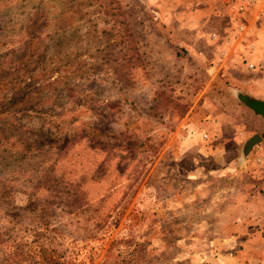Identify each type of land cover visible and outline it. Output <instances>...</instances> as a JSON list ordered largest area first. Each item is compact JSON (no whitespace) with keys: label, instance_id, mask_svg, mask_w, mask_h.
Instances as JSON below:
<instances>
[{"label":"rangeland","instance_id":"obj_1","mask_svg":"<svg viewBox=\"0 0 264 264\" xmlns=\"http://www.w3.org/2000/svg\"><path fill=\"white\" fill-rule=\"evenodd\" d=\"M158 4L0 0V264H264V190L219 170L252 76Z\"/></svg>","mask_w":264,"mask_h":264},{"label":"crops","instance_id":"obj_2","mask_svg":"<svg viewBox=\"0 0 264 264\" xmlns=\"http://www.w3.org/2000/svg\"><path fill=\"white\" fill-rule=\"evenodd\" d=\"M156 1L159 2L157 13H159L161 19L171 25H182L192 34V40L204 38L211 44L233 48L236 52L233 55L229 54L227 60H218L221 64H224V67H222L224 74L230 73L232 66L239 68L241 65L247 73L245 75L251 74L252 77L245 76L241 80L235 78L237 80L235 83L231 81L232 85H237V87H240L237 89L247 91L256 97L264 98V69L249 67L250 63L258 64L264 61V0H186L188 1L186 10H182L183 0ZM164 1H172V4L178 10L171 11L167 6L168 4H166L167 2L164 3ZM228 53L229 51L226 52V54ZM253 117L255 125L252 134L261 132L264 125V119L261 116L254 113ZM207 124L202 123L201 125L207 128L205 126ZM209 124H214V121H209ZM242 125H240V128L245 127L244 122H242ZM240 132L243 134L241 137L236 140L235 137L228 140L233 142V148L235 149L238 148L236 147L237 143L242 146L243 142L252 135H249L248 132L244 133L245 129ZM257 145L254 146L253 151L256 150V153L261 156L257 157L254 163L257 161L260 163L258 162L256 167L252 169L253 172L248 171L251 169L249 165L253 164L246 165L247 162H242L240 155L233 157L232 160L227 159L229 162L219 169L223 175L227 176L234 173L240 176L243 173L252 175L251 184L247 186L245 179L241 178V182L236 186V189L241 192H256L255 196L251 195L253 198L258 194L260 195L261 190H264V135L261 143ZM226 150L230 152L229 148H226ZM229 189L233 188H223L225 191ZM237 237L241 238L240 236ZM244 242L245 240L241 243ZM258 264H260V261Z\"/></svg>","mask_w":264,"mask_h":264},{"label":"water","instance_id":"obj_3","mask_svg":"<svg viewBox=\"0 0 264 264\" xmlns=\"http://www.w3.org/2000/svg\"><path fill=\"white\" fill-rule=\"evenodd\" d=\"M235 95L242 104L253 110L255 114L261 116L264 119V98L256 97L241 89H237L235 91ZM263 135L264 125L261 132H256L247 138L241 149L240 159L242 162L247 161L254 146L261 142Z\"/></svg>","mask_w":264,"mask_h":264},{"label":"trees","instance_id":"obj_4","mask_svg":"<svg viewBox=\"0 0 264 264\" xmlns=\"http://www.w3.org/2000/svg\"><path fill=\"white\" fill-rule=\"evenodd\" d=\"M21 86L22 85H20L19 87H21ZM20 94H22V90L21 89L19 91H14L13 94L9 97V99H10L9 101H11L12 99L14 100L17 96L20 97L19 96ZM4 98L7 99V95H4ZM180 111H182L181 113H184L186 111V108L185 109H181Z\"/></svg>","mask_w":264,"mask_h":264},{"label":"built area","instance_id":"obj_5","mask_svg":"<svg viewBox=\"0 0 264 264\" xmlns=\"http://www.w3.org/2000/svg\"><path fill=\"white\" fill-rule=\"evenodd\" d=\"M215 36V35H214ZM249 67L250 68H259V69H264V61H261V62H259L258 64H256V63H250L249 64Z\"/></svg>","mask_w":264,"mask_h":264}]
</instances>
